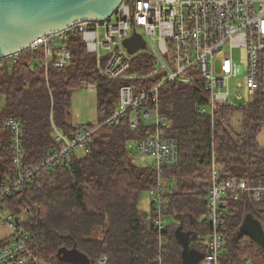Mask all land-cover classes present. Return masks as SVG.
Wrapping results in <instances>:
<instances>
[{
  "label": "trees",
  "instance_id": "obj_1",
  "mask_svg": "<svg viewBox=\"0 0 264 264\" xmlns=\"http://www.w3.org/2000/svg\"><path fill=\"white\" fill-rule=\"evenodd\" d=\"M69 49L68 66L51 68L46 76L40 53H24L17 63L0 67V120L20 121L26 166H36L55 147L51 121L70 136L103 121L116 108L123 82L108 80L96 71L95 59L76 31L69 33ZM152 67V58L140 53L128 73L147 74ZM159 80L154 76L125 83L146 90ZM83 81L96 84L97 118L93 124L74 126L69 120L70 101ZM207 99L200 81L160 86L157 109L167 123L164 138L175 142L179 150L173 166L157 171L131 160L127 144L148 138L153 126L140 121L132 129L128 121L132 115L140 116L142 109H151L148 101L141 110L128 111L118 125L101 129L86 154L72 155L67 164L43 171L19 193L2 199L3 212L12 213L18 226L29 233V250L38 264H67L56 258L60 248L78 250L90 264H99L102 257L107 259L105 264H182V247L175 237L178 227L191 232L190 246L197 244L203 253L209 233L206 217L212 160L219 181L264 184V146L258 141L264 130V94L258 92L248 105L217 107L212 115L199 112L207 106ZM12 172L10 134L0 128V181ZM158 185L163 193V215L173 220L162 231L139 208L142 193ZM248 214L260 222L264 232V199L254 203L245 194L236 202L228 201L220 264H264V250L250 236L238 234Z\"/></svg>",
  "mask_w": 264,
  "mask_h": 264
},
{
  "label": "built area",
  "instance_id": "obj_2",
  "mask_svg": "<svg viewBox=\"0 0 264 264\" xmlns=\"http://www.w3.org/2000/svg\"><path fill=\"white\" fill-rule=\"evenodd\" d=\"M71 31L80 34L101 76L123 82L118 89L116 108L103 121L70 136L59 131L51 121L55 147L34 167L26 166L20 121L0 120V128L10 134L13 171L10 177L0 181V201L19 193L43 171L67 164L78 150L86 154L101 129L118 125L128 111H139L148 101L153 107L142 109L140 116L132 115L128 121L132 129L140 121L153 126L148 138L127 144L132 162L157 171L175 165L179 150L175 142L164 138L163 127L167 123L157 109L158 90L164 83L202 82L208 99L207 106L199 112L209 115L220 106L251 104L258 92L264 94V0H121L105 21L80 22L42 35L22 51L0 57V67L15 64L22 54L30 52L41 54L45 76L51 68H65L71 60ZM133 34L141 36L145 48L129 55L124 42ZM140 53L152 58L153 67L147 74L129 75L131 62ZM154 76L160 80L146 90H135L131 83H125ZM81 85L91 93L97 90L92 81H83ZM209 173L211 186L206 217L209 233L200 264H220L228 201L236 202L249 194L254 203H260L264 199V184L249 186L237 179L219 181L214 160ZM162 194L160 185L150 191V213L146 216L158 231L166 225ZM0 223L9 233L0 247V264H38L29 250V233L18 226L12 213H4L1 206ZM106 261L102 257L98 263Z\"/></svg>",
  "mask_w": 264,
  "mask_h": 264
},
{
  "label": "water",
  "instance_id": "obj_3",
  "mask_svg": "<svg viewBox=\"0 0 264 264\" xmlns=\"http://www.w3.org/2000/svg\"><path fill=\"white\" fill-rule=\"evenodd\" d=\"M121 0H0V57L22 51L38 37L67 29L80 22H103ZM129 55L145 48L140 35L124 42ZM191 232L178 227L175 237L182 247V264H198L203 254L190 248ZM238 234L250 236L264 250V232L260 222L248 214ZM56 258L67 264H90L76 249L60 248Z\"/></svg>",
  "mask_w": 264,
  "mask_h": 264
},
{
  "label": "rangeland",
  "instance_id": "obj_4",
  "mask_svg": "<svg viewBox=\"0 0 264 264\" xmlns=\"http://www.w3.org/2000/svg\"><path fill=\"white\" fill-rule=\"evenodd\" d=\"M143 34V31L140 30ZM242 57V55H241ZM96 93H91L87 91L85 88L80 85L79 88H76L75 91L72 93L70 107H69V119L72 125L74 126H82L87 124H93L97 118V107H96ZM237 119V118H235ZM237 121L233 124L234 126L237 125ZM259 144L264 146V130L258 137ZM82 151L78 150L75 155H81ZM150 195L147 192L142 193L140 197V209L142 211H148V200ZM200 219H203L201 217ZM173 223V220L166 219V226H170ZM188 225H186L187 227ZM8 236L7 228L0 223V241L5 239ZM240 235H236L235 237L238 238ZM232 234L230 233L229 240L232 238ZM172 239L171 233L169 234L168 241ZM250 253V252H249Z\"/></svg>",
  "mask_w": 264,
  "mask_h": 264
},
{
  "label": "crops",
  "instance_id": "obj_5",
  "mask_svg": "<svg viewBox=\"0 0 264 264\" xmlns=\"http://www.w3.org/2000/svg\"><path fill=\"white\" fill-rule=\"evenodd\" d=\"M70 120V119H69ZM72 124V123H71ZM132 158H133V156H132ZM132 160V159H131ZM148 194L150 195V192H148ZM151 198V197H150ZM150 198H149V200H148V213H150V206H151V204H150ZM147 213V214H148ZM146 214V215H147ZM261 225V224H260ZM5 226V225H4ZM6 227V226H5ZM262 227V226H261ZM7 228V227H6ZM9 234V233H8ZM8 237V236H7ZM7 237L5 238V239H3L2 241H0V247L1 246H3L4 244H5V241L7 240ZM190 245V244H189ZM190 248L191 249H193V250H195V251H198V252H200V253H202L200 250H199V248H198V245L197 244H194V246L193 247H191L190 246ZM203 254V253H202ZM198 264H200V262H198Z\"/></svg>",
  "mask_w": 264,
  "mask_h": 264
}]
</instances>
